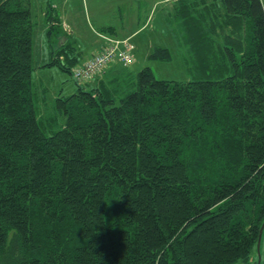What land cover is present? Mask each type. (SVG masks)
Here are the masks:
<instances>
[{
	"label": "trees",
	"instance_id": "1",
	"mask_svg": "<svg viewBox=\"0 0 264 264\" xmlns=\"http://www.w3.org/2000/svg\"><path fill=\"white\" fill-rule=\"evenodd\" d=\"M163 4L185 80L119 59L75 77L112 42L83 59L52 3L48 57L34 67L32 0H0V264H253L264 223V0ZM163 44L147 59L171 64ZM35 68L74 81L53 93L55 111Z\"/></svg>",
	"mask_w": 264,
	"mask_h": 264
},
{
	"label": "rangeland",
	"instance_id": "2",
	"mask_svg": "<svg viewBox=\"0 0 264 264\" xmlns=\"http://www.w3.org/2000/svg\"><path fill=\"white\" fill-rule=\"evenodd\" d=\"M171 1L172 0H51L52 4H57L59 11L62 12L63 10H67L68 12L66 11V14L69 19L76 24L78 32L75 34V43L81 48L84 56L88 55L87 49L92 48L89 46L92 45L90 43L91 39L96 36L94 31L98 30L103 24H111L115 25L117 29L120 30L121 36L117 38H110L109 36L103 37L106 42L114 41L113 45L117 48L118 52H120L123 47H126L128 52L134 53L136 60L132 59L128 64L132 71L139 72L145 67H151L158 79L185 80L188 75L186 74L181 60L176 55V43H174V40L163 26L165 23L163 12H165L164 8L166 6V4L163 3H169ZM152 4H154V10L149 21L146 22L147 5L150 7ZM45 6L46 0H32V16L35 22L33 32L34 67L43 64L44 60L48 57V44L45 42V24L42 15V10L46 8ZM140 7L142 8V15L146 13V19L144 20L146 24L138 27L136 12ZM123 10L124 12L122 13L124 18L122 20L121 11ZM154 40H158L162 43L167 42V44L163 45H167L175 53L174 60L171 64L147 59V54ZM113 62L114 61L111 63ZM60 74L55 70H46L43 68H35L33 71L32 78L36 86L39 87V85H44L48 88L47 104L51 111H55V102L52 99L53 93L57 92L59 94L63 90L65 91L64 95H68V88H70L69 84L65 83V85L62 83ZM69 79L70 81L72 80L71 78ZM259 256L260 259L262 257L264 259V234L263 238H261L259 250L253 255V264L259 260Z\"/></svg>",
	"mask_w": 264,
	"mask_h": 264
},
{
	"label": "crops",
	"instance_id": "3",
	"mask_svg": "<svg viewBox=\"0 0 264 264\" xmlns=\"http://www.w3.org/2000/svg\"><path fill=\"white\" fill-rule=\"evenodd\" d=\"M48 3H52L51 2V0H46V8L45 9H43L42 10V15H43V17H44V24H45V13H46V9H47V6H48ZM52 6L55 8V10L56 11H58L59 12V14H60V18H61V20H62V26L63 27H65V30L67 31V33L68 34H70V35H75L77 32H78V29L76 28V24L73 22V21H71L70 19H69V17H68V15L66 14L68 11L67 10H63L62 12L61 11H59V9H58V7H57V4L55 3V4H52ZM45 10V11H44ZM153 10H154V8H153ZM67 11V12H66ZM64 18H65V20H64ZM109 25H111V24H103V25H101L100 27H99V29L98 30H95L94 32H95V34H96V36H95V38H93V39H91V44L92 45H90L89 47H92L91 49H87V52H88V55H82L83 56V59H86V58H88L91 54H93V53H95V52H98V51H100L105 45H106V40H105V38L103 37V36H109L110 38L111 37H113V38H115V36H113V35H110V34H108V33H103L102 31H101V29L102 28H105V27H107V26H109ZM46 27L47 26H44V29H46ZM74 27V28H73ZM118 36L120 37L121 35H120V31H119V33H118ZM48 51H49V48H48ZM83 52V51H82ZM85 61V60H84ZM83 61V62H84ZM57 73H59L60 74V72L58 71V70H55ZM60 76L62 77V83H66V84H69L70 85V88H68V92H70V91H72L74 88H75V86H74V81H70V80H68V78H66L63 74H60ZM65 84V85H66ZM57 95V94H56ZM56 95H54V96H52V99L53 98H55L56 97Z\"/></svg>",
	"mask_w": 264,
	"mask_h": 264
},
{
	"label": "built area",
	"instance_id": "4",
	"mask_svg": "<svg viewBox=\"0 0 264 264\" xmlns=\"http://www.w3.org/2000/svg\"><path fill=\"white\" fill-rule=\"evenodd\" d=\"M112 44L102 53L94 55L92 58L88 59L81 67H78L75 70V77L79 78H88L93 76L95 73L106 68L109 63L115 59L122 60L125 64H129L132 61V56L130 52L121 49L120 52L117 51V48L113 45L114 41H111Z\"/></svg>",
	"mask_w": 264,
	"mask_h": 264
},
{
	"label": "water",
	"instance_id": "5",
	"mask_svg": "<svg viewBox=\"0 0 264 264\" xmlns=\"http://www.w3.org/2000/svg\"><path fill=\"white\" fill-rule=\"evenodd\" d=\"M263 229H264V223H263V225H262V227H261V230H260V238H259L258 248L260 247V244H261V235H262V233H263Z\"/></svg>",
	"mask_w": 264,
	"mask_h": 264
},
{
	"label": "bare ground",
	"instance_id": "6",
	"mask_svg": "<svg viewBox=\"0 0 264 264\" xmlns=\"http://www.w3.org/2000/svg\"><path fill=\"white\" fill-rule=\"evenodd\" d=\"M84 62H86V61H84ZM84 62H82V63H84ZM77 69V68H76ZM74 74H75V72H74ZM88 80H91L92 79V77H88L87 78Z\"/></svg>",
	"mask_w": 264,
	"mask_h": 264
}]
</instances>
